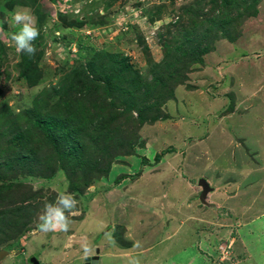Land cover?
Here are the masks:
<instances>
[{
  "label": "rangeland",
  "instance_id": "374dc122",
  "mask_svg": "<svg viewBox=\"0 0 264 264\" xmlns=\"http://www.w3.org/2000/svg\"><path fill=\"white\" fill-rule=\"evenodd\" d=\"M38 1L43 24L23 0H0V108H31L78 64L77 52L85 68L92 53L82 45L104 51L106 62L125 57L150 106L141 99L121 115L133 102L122 92L131 85L116 80L110 89L109 69L96 60V70L85 68L92 89L83 99L92 112L95 103L89 130L98 140H87L79 156L72 143L43 142L35 128L26 130L28 142H15L23 121L0 128V252H9L0 264H30L32 255L41 264H85L92 255L99 264H264V0L240 22L230 8L234 21L226 23L210 0ZM16 10L31 13L40 30L42 77L32 88L19 76L11 39ZM178 45L200 60L166 63ZM159 75L166 85L154 82ZM144 113L150 119L142 122ZM93 176L99 180L84 181ZM201 177L214 187L210 206L200 201ZM82 181L91 184L83 194ZM60 192L78 206L66 213L69 229L41 230L44 205Z\"/></svg>",
  "mask_w": 264,
  "mask_h": 264
},
{
  "label": "trees",
  "instance_id": "16d2710c",
  "mask_svg": "<svg viewBox=\"0 0 264 264\" xmlns=\"http://www.w3.org/2000/svg\"><path fill=\"white\" fill-rule=\"evenodd\" d=\"M13 3L14 0H8ZM52 2H58L59 0H51ZM210 2L214 3L215 9H218L219 11V21L222 23L226 22H233L234 16L229 15V9L234 8L236 11L235 14V20L239 17V22L243 18V16H256L257 15V8L256 3H258L257 0H210ZM23 4L27 6H31L35 8V13L37 14V21L39 24H43V20L45 17V14L42 12V4L39 3L38 0H23ZM22 4V5H23ZM12 5L11 7H13ZM193 12V11H192ZM222 17V18H221ZM216 20L215 18H213ZM199 23L203 22L204 20L200 17H198ZM195 20V25H198V22ZM86 21V17L84 19L76 18L73 20L74 26H83ZM96 22H100V24H104L106 22V18H100ZM212 24L214 23L213 20H211ZM168 44H166L167 46ZM165 46V47H166ZM84 49H88L91 51L92 55L90 57V60L88 62V65L85 67L86 69L96 70V63L95 61L99 62V60L103 61V55L104 51H97L94 46L90 45L89 47L86 45H82ZM2 46L0 47V68L3 66L4 61V55L2 51ZM191 49H189L190 51ZM199 53V52H198ZM191 56L192 60H200L193 57L192 51L187 53L184 51L183 47L180 45L173 48V52H171L170 55L166 58V60H170L169 64H173L175 67L181 62L182 58L186 56ZM199 56L202 55L198 54ZM184 56V57H183ZM82 55L77 52V59L78 64L70 65L69 64V71L66 73H63V76L59 79L57 82V86L54 87V89L51 91L50 89H44L43 91H40L39 94L33 99V106L31 108L24 109L17 113L16 115L13 114V111L10 106H3L0 108V128L6 126L7 124H10L12 127L15 125H20V122H25V127H22L19 134L15 135V142H22L26 141L28 142L30 140V133L29 131H32L30 128L37 129V133L39 136L44 138L43 142H49L58 143V146H60V142H67L72 143L73 149V155L76 154V156H79L81 153L82 148H88L87 144L85 143L87 140L93 139V141L98 140V132L93 133L90 131V127L95 124V121L98 116H94L95 113V103L93 102V112L90 110V108L86 105L83 99V95L88 92L90 89H92L89 81L91 79L90 75L87 74L86 69L82 66ZM38 59L39 56H28L25 54H21L19 65V76L20 78L27 83L28 86L36 87L39 83V80L41 79V74L39 73L38 69ZM110 66H108V64ZM164 64V62H163ZM168 65V64H167ZM100 66L102 69H109L110 73H104V76L107 81H109L110 89L113 87V81H124L130 83V88H127V91H122L123 93L132 94L133 102L130 105H125L124 108L121 109V115L125 113H130L132 109L135 107V103L140 101L141 99H146L149 97L150 94H146V98L142 95H144V92H142V82H138V79L133 76L134 71L132 69V66L128 63L125 57L114 56L110 58V62L103 61L100 63ZM115 71H118L117 73H114ZM9 75H11L9 73ZM155 80L154 82H158L159 84H165V81H162V76L159 75V77L155 76L153 77ZM94 82V81H93ZM149 85L147 84V88ZM133 89H136V92L132 91ZM157 87H155V92L160 96L161 90H158ZM148 91V89H146ZM150 90V89H149ZM107 93L112 94V91L106 90ZM172 92L175 93V89L172 88ZM0 94H1V87H0ZM146 104V108L150 106L147 101H144ZM149 108V107H148ZM146 112V111H145ZM144 115L142 122L149 118L147 113L141 114ZM118 116V115H117ZM37 117V119H36ZM96 117V118H95ZM142 118V116H141ZM150 119V118H149ZM154 120V118H151ZM26 132V130H28ZM101 131V130H100ZM70 141V142H69ZM92 141L90 140V143ZM66 143V144H67ZM65 150L64 156L71 154V152ZM107 151L106 148H103V153ZM102 153V154H103ZM85 152H83V155ZM99 154V153H98ZM82 155V154H81ZM103 156H109V154H103ZM157 158H160V155L157 156ZM74 157L72 156L69 160H73ZM98 160L97 163L98 164ZM79 164V166H78ZM76 166L77 170H80L84 167L83 162L78 163ZM96 164V165H97ZM110 164L112 165V162L110 161ZM80 168V169H79ZM76 170V171H77ZM109 170V169H108ZM89 177V176H88ZM94 178H88L84 181L88 182L90 180H99L97 177L93 176ZM86 182H81L77 189H79L77 193H82L80 190L86 186V188H89ZM82 185V187H81ZM81 187V188H80ZM85 188V189H86ZM2 188H0V196L3 194ZM83 194V193H82Z\"/></svg>",
  "mask_w": 264,
  "mask_h": 264
},
{
  "label": "clouds",
  "instance_id": "9594fccd",
  "mask_svg": "<svg viewBox=\"0 0 264 264\" xmlns=\"http://www.w3.org/2000/svg\"><path fill=\"white\" fill-rule=\"evenodd\" d=\"M10 24L12 27L18 28L13 32L11 39L14 42L16 52L34 56L37 49L34 41L40 35L36 21L27 10H16L11 16ZM76 207V200L67 192L57 194L54 203L44 205V210L39 217V226L44 231L62 230L67 231L70 221L66 213L72 212ZM135 246V245H134ZM85 254H88V248L85 246ZM139 264V261H135Z\"/></svg>",
  "mask_w": 264,
  "mask_h": 264
},
{
  "label": "water",
  "instance_id": "95a60500",
  "mask_svg": "<svg viewBox=\"0 0 264 264\" xmlns=\"http://www.w3.org/2000/svg\"><path fill=\"white\" fill-rule=\"evenodd\" d=\"M198 183H199L200 187L202 188V190L200 192V201L202 202V204L210 206L211 204L208 201V194L214 190V187L211 186L209 181L204 177H201L199 179ZM76 207H78V206L76 205ZM97 251L99 252V248ZM6 255H9L8 251H4V250L1 251L0 252V260H1V258H3ZM85 260H86V264H99V255L87 256ZM30 261H31V264H41V261L36 256L31 257Z\"/></svg>",
  "mask_w": 264,
  "mask_h": 264
},
{
  "label": "flooded vegetation",
  "instance_id": "af4514ba",
  "mask_svg": "<svg viewBox=\"0 0 264 264\" xmlns=\"http://www.w3.org/2000/svg\"><path fill=\"white\" fill-rule=\"evenodd\" d=\"M92 256H94V255H92ZM31 257H33V255L30 256V258H29V262H30V264H31V261H30ZM85 264H86V260H85Z\"/></svg>",
  "mask_w": 264,
  "mask_h": 264
}]
</instances>
